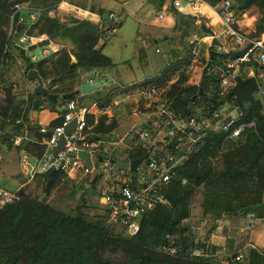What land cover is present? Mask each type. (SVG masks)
I'll list each match as a JSON object with an SVG mask.
<instances>
[{
  "label": "trees",
  "instance_id": "trees-1",
  "mask_svg": "<svg viewBox=\"0 0 264 264\" xmlns=\"http://www.w3.org/2000/svg\"><path fill=\"white\" fill-rule=\"evenodd\" d=\"M221 1L203 0L212 7ZM57 2L58 0H0V89L4 88L3 71L14 61L9 52L10 49L16 50L12 42L23 32L28 36L49 37L64 30L55 40H65L72 46L70 50L64 48L37 63H30L25 54L19 50L16 52L23 64L24 77L27 72L33 71L46 84L43 90L45 95H27L22 114V109L12 105L13 98H9L6 91L0 98L1 139L5 137L7 127L14 131V135L21 129L26 134L29 133L31 128L23 115L30 110L51 108L46 95L57 97L71 93L77 81V70L87 73L110 67L109 60L101 54L100 48H96L100 27L86 20H71V26L67 27L56 16H48L51 7ZM24 3L40 8V17L29 28L25 19H17L12 27V8L15 4ZM249 10H255L258 18L253 23V32L247 37L258 38L264 35V0H234L230 7L231 17L235 20ZM172 14L174 25L171 31L179 34V42L185 53L180 57L173 56L175 61L172 64L137 86L150 83L158 85L164 91L163 97L168 102L169 109L182 118L200 119L224 103L240 113L238 123L252 125L246 127L236 139L225 143H222V134L207 132L198 148L177 166L175 179L165 192L166 204L144 215L139 221L138 232L131 237L120 231H111L105 225L106 215L103 210V218L84 215L81 212L83 201L74 211L63 212L46 204L44 200L38 201V198L25 195L22 190L21 194L17 192L15 200L0 209V264H220L219 259L213 256L215 248L207 244V236L215 229L214 224L201 238L202 246L210 257L194 258L185 254L186 246L181 235L187 230V226L182 222L190 218V205L194 199H198L202 217L209 216L213 221L217 220L213 212L221 214L223 218L245 216L239 214L241 209L264 204V115L261 113V99L257 96L262 83L255 78L260 73L264 81V72L258 69L259 65L250 57L248 62L241 63L239 67L246 66L254 75L248 77L247 72H244L237 76L234 86L219 97L216 86L219 71L224 64L230 62V53L216 52L218 42L217 47L209 46L206 52L195 59L202 66V80L196 85L184 87L187 81L185 71L193 60L190 52L195 45V42L188 43L184 39L190 34L197 37H207L208 34L199 28L203 22L197 25L188 16L175 11ZM101 23L102 26L107 23L106 31L119 26L103 19ZM204 27L211 31L209 27ZM210 52H213L211 57ZM70 56L75 60L73 65L70 64ZM199 89L201 96L197 95ZM105 94L111 95L107 92ZM73 99L74 96H71L64 102ZM59 122L60 118L50 128ZM92 122L89 117L88 125L91 126L93 136L109 140V133L115 129V123L104 126L99 118L92 127ZM36 129L39 131V128ZM43 137L47 138V134ZM22 145L36 159L44 148L25 142L18 146L19 149ZM144 153L145 150L130 154L124 162L141 158ZM37 177L41 193L46 198L64 181H69L60 170L54 171L46 183L42 175ZM98 182L99 176L96 175L90 181L92 190L86 196L95 195L94 186ZM78 187H72L71 193H77ZM165 236L171 237L178 247L175 254L159 250V246L165 242ZM232 256L233 254L227 264H264V254L255 250H247L238 263L230 261Z\"/></svg>",
  "mask_w": 264,
  "mask_h": 264
},
{
  "label": "built area",
  "instance_id": "built-area-1",
  "mask_svg": "<svg viewBox=\"0 0 264 264\" xmlns=\"http://www.w3.org/2000/svg\"><path fill=\"white\" fill-rule=\"evenodd\" d=\"M234 0H222L220 7L217 8V15L221 26V31L216 40L222 42L216 48V52L227 54L239 51L249 46L241 59L230 61L223 65L219 71V82L217 83V95L222 97L228 88L234 86L233 68L241 63L248 62L251 57L259 66L264 67V46L263 35L258 39L250 38L240 33L234 28L231 17L230 7ZM201 0H186L188 6L200 4ZM171 7L181 10L179 0H171ZM42 10L34 8L27 3L15 4L12 8L10 20L15 13H22L27 28L37 22ZM158 18H161L158 15ZM109 19L116 23L114 16ZM11 22V21H10ZM111 32L115 31L112 27ZM45 41L46 45L38 48V56H27L30 63H37L46 60L64 49L54 40H48L44 35L28 36L23 32L14 42L13 47L18 50H25L29 46H35L38 42ZM196 45V43H195ZM193 46L190 56L194 60L197 55L196 46ZM158 53V50H155ZM97 76V86L99 90L109 88L100 101H96L86 107H77L74 100H68L63 106L64 114H61L60 122L45 130L40 128L39 132L47 134L43 141V152L40 157L30 163L26 154H20V169L28 174V180L41 176L46 170L53 168L54 171H63L67 178L75 176L77 168L85 169L86 174L93 171V168L103 167L99 182L95 184V196L105 211L106 223L116 226L125 236H134L139 230V221L154 208L166 204L165 192L171 181L175 179L177 166L186 160L187 155L198 148L207 132H215L223 135L222 143L236 139L246 127L252 124H240L237 122L240 113L236 108H230L224 103L212 109L210 113L200 119L182 118L169 109L168 102L163 97V90L154 83L138 87L137 85H124L108 76L104 71L94 73ZM91 82V81H90ZM115 94L123 95L125 99H132L134 110L129 118L132 119L129 129L124 132L109 137V140L98 136H93L90 132L91 126L88 125V118L91 117L92 127L96 125L99 118L102 124L108 126L113 120L114 108L119 104ZM107 95V96H106ZM261 99V113L264 115V89L258 92ZM228 107L234 114L232 117L224 115ZM75 121L73 132L63 137L64 129L72 121ZM6 122H8L6 120ZM63 137V150H55L58 140ZM27 141V135L22 137L14 136L12 144L20 146ZM120 148L126 155L136 154L145 150L146 159L140 162L134 171L120 170L108 163V158L114 150ZM80 154H86L90 161L91 155L95 160L97 157L101 161L93 164L90 161V169L87 168ZM113 159V158H112ZM136 160V159H133ZM119 161V160H118ZM119 162H124L119 161ZM27 180V181H28ZM181 183H184L183 181ZM91 186L84 187L81 192L87 194L91 191ZM15 192L0 188V209L15 200ZM250 218L253 216L249 215ZM184 220L185 230L181 237L186 246L185 254L188 257L202 258L208 257L202 246L200 236V226H194ZM180 239V236H177ZM159 250L167 254H175L178 247L174 240L165 236L164 244L159 246ZM242 260V255L237 251L231 257L232 263ZM227 264V262H226Z\"/></svg>",
  "mask_w": 264,
  "mask_h": 264
},
{
  "label": "crops",
  "instance_id": "crops-1",
  "mask_svg": "<svg viewBox=\"0 0 264 264\" xmlns=\"http://www.w3.org/2000/svg\"><path fill=\"white\" fill-rule=\"evenodd\" d=\"M179 3L182 7V11L173 9L171 7V0H58V2L51 7V10L48 12V16H56L64 25L70 24L69 22L71 20H86L90 24L100 27V36L98 38L96 48H100L101 54L110 62V67L105 70H93L87 73L80 70L76 71L77 81L73 86L72 92L79 91L80 85L84 83H88L91 87L89 92H78V94L74 96L73 100L76 102L77 107L80 108L89 106L98 99H101V97L109 91V88H105L103 90L98 89V86L96 85L97 76L94 74L98 71H104L108 76L121 84L134 86L146 79L157 76L163 69L175 61V59H172L173 56H181L184 48L179 42V34L171 31L174 25L172 11L188 16L190 19H192V16H195L196 19L194 21L192 20L193 23L197 25L200 21L205 23V26L211 29L210 32L212 33V37L216 39L221 31L217 15V8L220 7V3H216L214 7L203 2V0H201L200 4L191 7L186 4V0H179ZM100 14L101 18L103 14H107V17L102 19L111 23L113 22L109 19V16H114L117 20L114 24L119 25L118 28H116L114 32L106 31L107 23L102 26L103 23H101L102 19L100 18ZM20 15H22V13H20ZM158 15H160L161 18H158ZM257 18L258 17L252 13L251 10H249L237 19H233L234 26L237 31L247 36L249 33L253 32V23ZM18 20L21 19L18 18ZM126 23H130L132 27L130 30L129 27L125 28ZM174 33L178 34L177 42L171 38L172 35H175ZM262 39H264V35ZM185 40L188 42L194 41L196 43V51L199 55L202 52H206L207 48L210 46L211 36L197 37L190 34L187 39H184V41ZM54 42L63 46L66 50L72 49V46L65 40L57 39L54 40ZM150 42L154 45V53L155 50H159L158 53L155 54L161 53V48L157 43H165V49H167V51L162 56V60L165 61L164 66L156 73L148 75V77L142 75L135 78L132 72L133 67L137 72L138 69L141 70L142 68L144 69L148 66L146 50L149 47ZM218 42L220 44L222 40L219 39ZM9 52L13 56L14 61L9 66L5 67L3 71L2 81L4 88L2 87L0 89V98H2L5 95L4 93L7 91L10 96L9 98H13L12 105L22 109L23 114L26 106L25 99L27 95H33V91L36 88V82L28 81L26 77H24L23 64L16 56V52L18 51L15 52L13 49H10ZM32 52L33 51L25 54V56L34 55ZM235 52L238 51L231 52V50H229L230 54ZM130 60L131 62L129 63ZM74 63V58L70 56V64L73 65ZM244 72H247L248 77H252L254 75V73L250 69L246 68V66H237L232 70L235 78ZM255 78L260 80L262 83V87L258 89L259 92L264 89V81L262 80L260 73H257ZM192 85L196 84L187 80L183 86L187 87ZM45 86L46 84L42 83V91L45 89ZM18 92H20V95L22 96L19 97ZM47 96L48 95L45 97L47 98ZM61 96H54L56 97V100L51 108L39 109V111L30 110L23 115L31 128L29 133L26 134V132L21 129L17 135H14V131L10 127L5 128V137L3 139L0 138V149L5 148L8 152L11 151V154L16 157L18 169H20L21 152L26 154L30 163L34 162L36 158L31 157L28 149H24L23 145L21 149H19L18 146L13 145L12 137H22L25 133L27 135L26 142L28 145L35 144L43 146V135L46 133L42 134L37 131L36 128H44L49 131L50 126L59 120L65 104V102L61 100ZM119 96V99L122 101H119L118 108H114L113 111L112 122L115 123V129L109 133V137L112 138L118 132L121 133L127 128L129 129V126L131 125L130 119L129 122L126 123V119L128 117L121 109V103L123 101H127V99H125L123 95ZM88 100L93 101L89 103ZM197 111L198 110L196 109L195 112L197 113ZM117 115H120V121H118ZM224 115L227 117L234 116L233 112L228 107H226ZM123 121L126 124H123ZM33 127H35V129ZM121 128L123 129L121 130ZM53 151L55 150H50L49 153H52ZM97 158L95 160V164L98 163ZM2 173L3 176H10V172L6 167L0 168V179L2 178ZM21 186L22 183H19L15 190ZM187 220L189 224L197 226L194 224L191 217ZM214 226L215 229L207 236V244L215 248L216 252H214L213 256L215 255L217 259H220V264H226L230 256L235 254L237 251H239L242 256L247 250H255L259 254H264V219H256L254 217L250 218L249 215L234 216L229 218H223L221 216L219 220L214 223ZM199 231L200 236L202 237V227ZM226 242H228V247L225 246Z\"/></svg>",
  "mask_w": 264,
  "mask_h": 264
},
{
  "label": "rangeland",
  "instance_id": "rangeland-1",
  "mask_svg": "<svg viewBox=\"0 0 264 264\" xmlns=\"http://www.w3.org/2000/svg\"><path fill=\"white\" fill-rule=\"evenodd\" d=\"M251 12L254 13L258 17V14L256 13L255 10H251ZM200 23H201V21H200ZM200 25H205V23H202ZM127 27H129V30H130V28H132L130 23H126L125 28H127ZM174 34L175 35H172L171 38H173V40H175L177 42L178 34H176V33H174ZM192 42H194V41H192ZM157 44L161 48V53L155 54L154 48H153L154 45L150 42L149 47L146 50L148 66H146V68H144V69L142 68L141 70L138 69L137 72L133 67L132 72H133L135 78H137L138 76H142V75H144L145 77H148V75H152L153 73H156L158 70L161 69V67L164 66L165 61L162 60V56L167 51V49H165L166 45H165V43L162 44L160 42ZM14 51L16 52V50H14ZM32 53L34 55L38 56L39 49L36 48L35 50H33ZM184 53H182L181 56ZM198 56H200V54L198 55V53H197L194 60H191L189 66L187 67V69L185 71V74L187 75V78H188L187 80H190L191 83H193V84H197L199 82L200 75L202 72L201 64L199 63V61L195 60ZM130 62H131V60L129 61V63ZM18 96L19 97L22 96V95H20V92H18ZM114 96L116 97V100L122 101L119 99V97H120L119 94H115ZM88 101H89V103H91L93 100H88ZM131 102H133L132 99H127V101H123L121 103L122 104L121 109L124 113H126V116L128 117L126 119V123L129 122V119H130V122H132V119L129 118L131 116V112L134 110ZM116 108H118V105L116 106ZM117 117H118V121H120L121 120L120 115H117ZM126 123L123 121V124H126ZM122 129L123 128H121V130ZM122 132H124V131H122ZM118 134H119V132L115 135H118ZM113 149L114 148L111 147V150H113ZM0 155H1L0 168L6 167L8 169V171L10 172V176H7V177H6V175L3 176V173H2V175H1L2 178L0 179V188L8 190L10 192H15L17 185L19 183H22V186L17 189V192H19V190H22L25 195H29L31 198H38L39 199L40 196L42 195V193H41L40 181H39L38 177L31 179V180H28V174L25 172H22L20 169L17 168L16 157L11 154V151L8 152L5 148H1L0 149ZM110 155L112 156V158L114 160H122L121 155H123V153L121 152L120 148H116L112 151V153ZM127 156H129V155H126L124 153L123 160H126ZM90 158H91V162L94 164L95 163L94 156L91 155ZM88 169H90V168H88ZM102 172H103V167H101V166L99 168H93V171H91L90 173H87V174H86L85 169L77 168L75 176H73V178H67L69 180L68 182L64 181V183H62L59 187L52 190L50 195L47 198L44 195V197L41 199V201L44 200V202L46 204L50 205L51 207H53L55 209H59L63 212L74 211L75 208H77V205H79L81 203V201H83V207L81 209V212L84 215L89 216L90 218H103L102 206L98 202V197L95 196L94 194L86 196L85 193L81 192V189L90 185V181L93 179L94 176H96V174L97 175L102 174ZM75 185L79 186L78 191H77V193L72 194L71 190H72V187H74ZM263 200H264V194H263ZM190 217L194 221L195 225L200 226V230L202 227V234H203L202 237L205 234H207V232L209 231L211 226L216 222V221H213V219L210 218L209 216H206V217L201 216V210L198 206V199H194V201L190 205ZM106 222H105V225L111 231L119 232V229L116 226L109 224V223H106ZM208 256L210 257L209 254H208ZM214 257H215V255H214Z\"/></svg>",
  "mask_w": 264,
  "mask_h": 264
},
{
  "label": "water",
  "instance_id": "water-1",
  "mask_svg": "<svg viewBox=\"0 0 264 264\" xmlns=\"http://www.w3.org/2000/svg\"><path fill=\"white\" fill-rule=\"evenodd\" d=\"M107 17V14H103L102 15V18L105 19ZM20 18L21 20L23 19V16L20 15V14H17L15 13L12 17V26L15 24L16 20ZM192 19L191 20H195L196 17L195 16H192L191 17ZM71 24H68L67 27H70ZM200 30L203 32V33H207L208 35L211 36V43H210V46H215L217 47L218 46V41L212 37V33L207 30L204 25H200L199 26ZM64 33V30L60 31L59 33H55L51 36L48 37V40L52 41V40H55L59 35H62ZM258 39V38H256ZM44 45H46V42L45 41H40L38 42L35 46H29L27 47L25 50L21 49L19 50L22 54H28L30 53L31 51H33L34 49L36 48H40V47H43ZM249 46H246L245 48H243L242 50L238 51V52H235V53H232L229 55V61H233V60H236V59H241L243 57V55L246 53V51L248 50ZM213 55V52H210V57ZM2 68H0V71H1ZM258 69L262 72H264V67L263 66H258ZM26 79L28 81H35L36 82V88L34 89L33 91V94L34 95H41L43 96L44 95V92L42 91L41 89V85H42V82L41 80L37 77V75L33 72V71H29L26 73ZM202 80V76H200V81ZM91 89V87L89 86L88 83H84L82 85H80L79 87V91H74V92H71L69 94H66V95H62L61 96V100L65 101L66 99L70 98L71 96H75L78 94V92L80 93H87L89 92ZM201 90L199 89L198 90V93L197 95L198 96H201ZM47 100H49L50 104L51 105H54L55 103V100H56V97L52 96V95H48L47 96ZM62 114H64V111L61 112ZM74 127H75V121L72 120L68 125L67 127L64 129V132H63V137H67L69 136L73 130H74ZM63 137H60L59 140H58V143H57V146L55 148V151L56 152H59V151H62L63 150ZM80 157L84 160L87 168H90V162L88 160V156L86 154H80ZM146 155H143L141 158H138L136 160H131L129 162H119V161H115L113 160L112 158H108V163L109 164H112L115 168L117 169H120V170H129V171H134L136 166L142 162L143 160L146 159ZM97 161L100 162L101 161V158L98 157L97 158ZM54 172V169L53 168H50L48 170H46L43 174H42V177L43 179L45 180V183L48 181V178L49 176ZM45 187V185H44ZM19 194H21V190H19L18 192ZM44 197V194H42L40 196V198L38 199V201H41V199ZM239 214L241 215H251L253 216L254 218L256 219H264V204H260L258 206H248V207H245L243 209H241L239 211ZM213 216L216 217V222L219 220V218L221 217V214H218V213H215L213 212ZM230 216H227V218H229ZM210 264H217V263H210Z\"/></svg>",
  "mask_w": 264,
  "mask_h": 264
}]
</instances>
